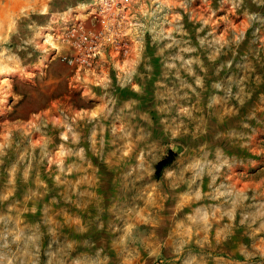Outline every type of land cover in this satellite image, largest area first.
<instances>
[{"label": "rangeland", "instance_id": "obj_1", "mask_svg": "<svg viewBox=\"0 0 264 264\" xmlns=\"http://www.w3.org/2000/svg\"><path fill=\"white\" fill-rule=\"evenodd\" d=\"M0 264H264V0H0Z\"/></svg>", "mask_w": 264, "mask_h": 264}, {"label": "trees", "instance_id": "obj_2", "mask_svg": "<svg viewBox=\"0 0 264 264\" xmlns=\"http://www.w3.org/2000/svg\"><path fill=\"white\" fill-rule=\"evenodd\" d=\"M174 158V153L170 150L167 151L166 155L161 158L154 166V175L159 176L160 171L167 166Z\"/></svg>", "mask_w": 264, "mask_h": 264}]
</instances>
